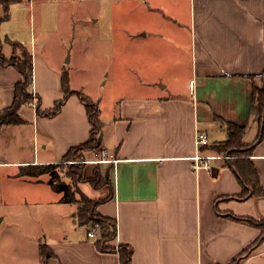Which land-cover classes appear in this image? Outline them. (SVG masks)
<instances>
[{"label":"crops","instance_id":"obj_1","mask_svg":"<svg viewBox=\"0 0 264 264\" xmlns=\"http://www.w3.org/2000/svg\"><path fill=\"white\" fill-rule=\"evenodd\" d=\"M28 1L29 7L36 3ZM182 1L174 0L179 5ZM185 1L190 7L192 51L191 67L183 79L186 92L155 93L169 83L161 86L163 76L153 78L149 69L129 86L142 91L120 97L112 117L101 109L103 138L98 148L106 152L102 159L96 153L87 161L102 163L103 172L112 176L115 194L98 210L117 219V236L107 244L129 243L134 248L133 264H227L263 232L228 213L262 220L264 195L225 199L243 191L230 160L216 158L211 170H197L193 157L199 151V131L208 135L210 143L200 150L209 155L217 152L206 146L227 139V125L217 117L245 126V143L254 142L259 134L261 109L253 92L255 86L264 87V0ZM172 21L181 23L179 17ZM36 39L37 32L31 40ZM25 43L29 48L31 43ZM31 48L34 80L30 89L40 95L42 109L48 110L64 96L65 66H53L40 57L34 43ZM13 52L6 43L4 54L11 57ZM21 78L18 69L0 63V113L13 103L15 84ZM72 88L83 87L73 84ZM48 93L47 100L43 95ZM26 107L31 110L27 114ZM19 113L25 122L18 124L34 125L36 143L44 149L41 153L38 148L34 159L25 163L60 162L72 147L91 136L89 114L77 95H71L54 117L39 115L33 103L24 104ZM251 159L264 186V138ZM80 187L92 199L110 194L107 187L94 188L87 181ZM98 237L82 230L55 234L42 243L52 255L40 264H120L119 251L99 248ZM241 260L240 264H264V238Z\"/></svg>","mask_w":264,"mask_h":264},{"label":"rangeland","instance_id":"obj_2","mask_svg":"<svg viewBox=\"0 0 264 264\" xmlns=\"http://www.w3.org/2000/svg\"><path fill=\"white\" fill-rule=\"evenodd\" d=\"M10 11L13 16L3 21L1 35H16L15 40L28 47L25 42L31 43L37 32V41L28 49L32 51L34 43L40 57L53 66H65L70 84L83 87L99 101L107 117L114 115L120 97L142 91L129 86L145 77L149 69L151 77L163 76L161 86L169 83L168 88L158 87L155 93L168 95L188 88L183 79L191 67L192 51L190 7L185 0L180 5L174 0H36L32 7L26 0ZM173 17H179L181 23L176 25ZM17 54L21 56L22 51ZM49 93L43 95L47 100ZM37 101L34 98L32 103ZM30 111L28 107L24 110L26 114ZM35 134L32 124L8 122L0 130V264H40L47 258L41 249L43 242L55 234L87 233L92 225L75 220L77 203L57 200L62 193L52 188L50 175L43 174L40 181L19 176L22 164H33L25 160L34 159L38 148L44 152ZM96 153L103 157L102 150L94 148L85 159L60 161L57 170L62 180L75 188L82 186L84 180L75 183L68 176L75 169L71 166L93 160ZM86 164L90 172L99 165L107 176L102 163ZM103 187L109 189L108 185L99 188ZM79 190L86 194L82 187Z\"/></svg>","mask_w":264,"mask_h":264},{"label":"trees","instance_id":"obj_3","mask_svg":"<svg viewBox=\"0 0 264 264\" xmlns=\"http://www.w3.org/2000/svg\"><path fill=\"white\" fill-rule=\"evenodd\" d=\"M19 0H0V5L3 7L4 13L0 14V24L3 21L9 20L12 17L11 8ZM10 43L13 47V54L8 57L4 54V45ZM21 50L22 55L19 56L17 51ZM0 63L3 65H10L18 69L22 73V78L15 84V96L13 103L4 109L6 112V117L2 119L0 117V127L4 123H24L25 120L20 116V108L27 103H32L33 99L36 98L38 101L36 103V111L39 115L46 117H54L60 113L63 105L67 102V99L71 95H77L85 104L87 109V114L92 124L91 136L88 140L79 143V145L72 147L65 155V160L79 161L85 159L87 152H91L94 148L100 147L103 138V121L101 118V108L99 101L92 99L88 94H86L81 89H73L70 84V75L67 69H64L62 75V85L64 90V96L59 99L56 104L49 108L48 110L42 109V100L39 94L31 91V85L34 80V55L32 51L20 40H14L10 37L3 38L0 34ZM264 78V73L262 74ZM255 100L259 104L260 112V131L256 140L252 143H245L243 140L246 128L232 121H226L221 117H217L219 121L227 125L228 137L223 141H217L214 144L206 146L214 152L226 153L232 155L230 158V165L237 171L239 181L243 185V191L239 194H231L225 196V199L235 198L238 200H244L251 196H261L264 195V186L261 183L258 170L255 168L254 163L251 159L253 152L257 145L264 138V87L255 86L254 92ZM63 159V160H64ZM86 162L73 163L71 166L73 169L68 176H70L75 183L82 180L91 182L92 186L99 188L104 185H108L110 189V194L105 198L92 199L87 194H85L79 188H75L71 183L66 180H62L57 167L61 166L60 162H49V163H34V164H22L20 167V175H28L33 179L38 181L41 180L43 174L50 175L49 183L52 188L58 192L62 193L60 202H72L79 205L77 215L79 223L82 224H96L99 223L100 227L98 230V240L97 244L99 248L104 250H117L120 254V264H133L134 248L129 244H120L118 247L110 246L107 243L116 238L118 231V222L114 217H107L102 215L98 207L99 205L111 199L115 194L114 183L111 174L107 173L104 176L101 173L99 165L90 172ZM92 173V174H91ZM81 194V198H77V194ZM229 216H233L237 219L248 221L249 223L263 229L262 235L258 237L255 241L248 245L246 249L238 253L233 257L231 262L227 264H240L241 259L244 255L253 251L264 238V219L259 220L252 216H238L235 214L228 213ZM42 251L46 254V257L52 255V252L48 251L47 247L42 244ZM221 264V263H218Z\"/></svg>","mask_w":264,"mask_h":264},{"label":"built area","instance_id":"obj_4","mask_svg":"<svg viewBox=\"0 0 264 264\" xmlns=\"http://www.w3.org/2000/svg\"><path fill=\"white\" fill-rule=\"evenodd\" d=\"M193 86V85H192ZM36 105V104H34ZM196 141H197V145L199 147V151L194 155L193 159H194V167L195 169L199 170L200 168H206L208 170L212 169V161L215 160L216 158H224L227 160H230V158H232V155L226 154V153H215V154H206L201 152V147L209 144L210 141L208 139V135L205 132L199 131L198 135L196 137ZM106 152V150H104V153ZM98 154V153H97ZM102 159V158H99ZM88 161V160H87ZM99 223L96 222V224L90 225V228L88 229L87 234L92 237V238H97L98 237V230H99Z\"/></svg>","mask_w":264,"mask_h":264},{"label":"water","instance_id":"obj_5","mask_svg":"<svg viewBox=\"0 0 264 264\" xmlns=\"http://www.w3.org/2000/svg\"><path fill=\"white\" fill-rule=\"evenodd\" d=\"M6 112L0 113V117H5Z\"/></svg>","mask_w":264,"mask_h":264}]
</instances>
